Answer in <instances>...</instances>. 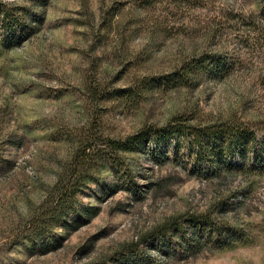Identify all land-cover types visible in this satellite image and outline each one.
I'll list each match as a JSON object with an SVG mask.
<instances>
[{"label": "rangeland", "instance_id": "obj_1", "mask_svg": "<svg viewBox=\"0 0 264 264\" xmlns=\"http://www.w3.org/2000/svg\"><path fill=\"white\" fill-rule=\"evenodd\" d=\"M4 2L43 21L0 52V264H121L117 252L137 243L161 264H264V158L211 164L170 137L142 139L78 194L101 209L90 222L58 226L48 243L30 228L90 132L125 139L184 115L264 139V0ZM201 56L190 81L168 77ZM127 167L133 182L118 175ZM186 213L236 225L246 241L189 259L154 251L148 235Z\"/></svg>", "mask_w": 264, "mask_h": 264}, {"label": "trees", "instance_id": "obj_2", "mask_svg": "<svg viewBox=\"0 0 264 264\" xmlns=\"http://www.w3.org/2000/svg\"><path fill=\"white\" fill-rule=\"evenodd\" d=\"M47 0H42L46 6ZM28 9L9 2L0 4V52L14 48L23 43L43 21L32 18L27 23ZM209 63V58L201 56L185 65L180 72L169 74L175 83L190 81V75H196ZM211 67V64L209 65ZM194 71L195 74H191ZM175 138L176 147L180 141L189 144L192 155L201 161L216 163L218 158L241 157L243 164L247 159L254 163L264 158V139L259 138L254 130L241 122L223 121L207 125H193L190 118L177 115L163 127L150 126L136 136L125 139L102 137L90 132L78 140V147L59 174L53 191L46 199L42 212L34 217L30 228L35 237H43L61 226L64 231L77 230L83 223L90 222L99 215L101 209L96 206H83L78 194L89 184L99 181L104 170L111 172L116 165L124 163L121 153L132 152L135 146L148 137ZM160 148L156 153H160ZM123 166V165H122ZM219 169H222L219 166ZM120 171L119 177H127L133 182L130 168ZM128 189L132 190V188ZM133 191V190H132ZM49 231V232H48ZM148 242L152 249L160 254L170 256L181 254L184 259L198 255L204 249H233L246 241L245 231L224 222L209 213H186L172 217L149 235ZM146 242V240H145ZM140 244H129L117 252L121 264H161L139 248ZM132 262V263H131Z\"/></svg>", "mask_w": 264, "mask_h": 264}]
</instances>
